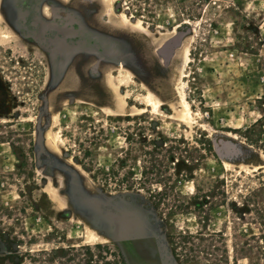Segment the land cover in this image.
<instances>
[{
    "label": "rangeland",
    "instance_id": "rangeland-1",
    "mask_svg": "<svg viewBox=\"0 0 264 264\" xmlns=\"http://www.w3.org/2000/svg\"><path fill=\"white\" fill-rule=\"evenodd\" d=\"M3 50L0 264H264V0H0Z\"/></svg>",
    "mask_w": 264,
    "mask_h": 264
},
{
    "label": "bare ground",
    "instance_id": "bare-ground-1",
    "mask_svg": "<svg viewBox=\"0 0 264 264\" xmlns=\"http://www.w3.org/2000/svg\"><path fill=\"white\" fill-rule=\"evenodd\" d=\"M183 57H184V63H186L188 60H189V58H188V53H187V51H185V53H184V55H183ZM182 95V94H181ZM157 97H155L152 93H148L147 95H146V101L150 104V105H152L153 106V108L155 109V110H157L158 109V107H159V105H160V103L158 102V100L156 99ZM181 100H182V104H183V108H184V110L190 115V107H189V103L184 99V98H181ZM153 109V110H154ZM49 138V137H48ZM53 140V139H52ZM54 141V140H53ZM93 226H91V227H88V239H89V241H94V240H96L97 238H98V231L96 232V230L95 229H93L92 228ZM105 239L104 240H107V238L106 237H104Z\"/></svg>",
    "mask_w": 264,
    "mask_h": 264
},
{
    "label": "trees",
    "instance_id": "trees-1",
    "mask_svg": "<svg viewBox=\"0 0 264 264\" xmlns=\"http://www.w3.org/2000/svg\"><path fill=\"white\" fill-rule=\"evenodd\" d=\"M0 53L2 54V57L4 58V61H5V64H3V65H1V66H8V67H10V66H14V63L17 61V59H16V61H15V59L12 57V56H10L11 55V52L9 51V50H3V53L0 51ZM18 58V61L19 62H21L22 61V63L24 62L22 59H21V57H17ZM18 62V63H19ZM23 65V64H22ZM9 70L10 71H13V69L11 70L10 68H9ZM13 72H15V71H13ZM17 72H20L19 70H17ZM159 145H161V144H159V143H155V146H159Z\"/></svg>",
    "mask_w": 264,
    "mask_h": 264
},
{
    "label": "flooded vegetation",
    "instance_id": "flooded-vegetation-1",
    "mask_svg": "<svg viewBox=\"0 0 264 264\" xmlns=\"http://www.w3.org/2000/svg\"><path fill=\"white\" fill-rule=\"evenodd\" d=\"M12 54V53H11ZM12 56V55H11ZM22 58V57H21ZM17 63L19 62L18 60L16 61ZM22 62V61H21ZM2 67H5V66H2ZM11 68H14V67H16L15 65L14 66H10ZM5 68H7V69H9V67L7 66V67H5ZM9 72H12V71H10L9 70ZM16 73V72H15ZM0 84H1V82H0ZM5 91H6V89H5Z\"/></svg>",
    "mask_w": 264,
    "mask_h": 264
},
{
    "label": "water",
    "instance_id": "water-1",
    "mask_svg": "<svg viewBox=\"0 0 264 264\" xmlns=\"http://www.w3.org/2000/svg\"><path fill=\"white\" fill-rule=\"evenodd\" d=\"M129 225H127L126 227H125V232H127L128 230H129Z\"/></svg>",
    "mask_w": 264,
    "mask_h": 264
}]
</instances>
